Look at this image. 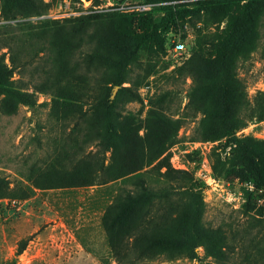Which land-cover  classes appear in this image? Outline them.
I'll list each match as a JSON object with an SVG mask.
<instances>
[{
  "label": "trees",
  "instance_id": "obj_1",
  "mask_svg": "<svg viewBox=\"0 0 264 264\" xmlns=\"http://www.w3.org/2000/svg\"><path fill=\"white\" fill-rule=\"evenodd\" d=\"M156 1L171 0H144L143 3ZM189 6L195 9L191 13L198 18L203 12L205 21L221 22L233 10L227 28L211 39L202 37L203 42H197L189 59L174 71L176 76L190 79V105L202 115L194 140L217 141L228 137V142L235 146L228 162L229 171L240 180L249 179L260 186L264 184V143L238 139L235 134L252 121L264 120V93H258L251 105L236 75V65L257 45L258 20L264 14V0H196ZM48 7L42 0H0V13L5 20L40 16ZM180 8L158 7L167 19L152 28L151 21H137L139 35L130 28L137 19L125 15L110 16V23L104 29L98 27L105 17L102 14L66 21L54 30L47 42L52 55L45 82L31 89L21 80L25 64L15 65L8 44L21 37L11 38L0 33V42H3L0 49L7 50L0 53V112L12 115L17 106L32 111L42 106L37 103L36 93L47 91L53 96L56 119L73 121L60 141V152L54 160L59 165L49 163L50 172H33V188H55L59 185L54 184L68 183L85 187L120 181L116 195L103 209L101 217L108 254L115 264L169 262L182 256L195 259V249L199 246L217 264H233L229 233L222 227L210 229L202 224L199 193L185 189L187 175L171 170L167 158L162 157L181 125L180 120H172L163 113V104L169 95L162 93L149 100L143 137L138 135L142 128L140 119L124 113L127 104L142 102L138 90L153 74V69L148 67L142 74L130 77L127 67L137 63L145 38L151 36L163 51L165 39L157 33V27L166 32L170 25H176L189 14L187 10L182 15ZM145 14L148 16L150 12ZM10 27L0 25V29ZM20 31H25L22 36L34 41V52L45 47L44 30L34 33L27 27ZM183 39L181 36L180 40ZM89 42L94 43L91 50L77 51L81 43ZM6 56L9 65L5 63ZM114 87L118 89L111 98ZM82 104L86 105L85 109ZM85 148H96V152L84 153ZM106 153L109 158L105 165ZM159 159L156 165L146 169ZM219 165L217 160L214 172L219 170ZM153 172L161 180L151 178L149 175ZM62 174H68V180L63 178L67 183L54 181ZM10 196L27 198V195L11 194L7 182L0 177V199ZM26 242L19 241L16 255L23 252ZM252 263L264 264V248Z\"/></svg>",
  "mask_w": 264,
  "mask_h": 264
},
{
  "label": "rangeland",
  "instance_id": "obj_2",
  "mask_svg": "<svg viewBox=\"0 0 264 264\" xmlns=\"http://www.w3.org/2000/svg\"><path fill=\"white\" fill-rule=\"evenodd\" d=\"M42 1L49 7L40 16L5 20L0 13V25L11 26L0 29V33L11 38L21 37L18 41L6 43L11 47L10 54L15 65L25 64L21 80L28 89L45 82L52 55L47 42L54 30L68 20L102 14L105 17L98 27L104 29L110 23L109 17L114 14L135 17L137 20L132 24L135 29L130 28L135 35H139L141 30L135 26L137 21H151L152 28L167 19L166 13L158 7L182 6V15L189 10V14L174 25L176 27L170 25L166 32L157 27V33L165 39L163 51L151 36L144 39L146 44L139 51L137 63L127 67L128 74L135 77L149 68L153 69V74L138 90L142 102L127 104L124 113L140 119L142 128L138 135L143 137L149 100L162 93L169 95L163 104V113L172 120H180L181 125L162 157L167 158L171 170L187 175L189 181L184 182L185 189L199 193L203 205L202 224L210 229L222 227L229 233V242L233 247L231 263L253 264L252 261L256 257L258 259L264 248V184L257 186L249 179L240 180L229 171L228 162L235 146L233 142H228V137L217 141L194 140L202 115L190 105V79H182L174 73L189 59L197 42H203L202 37L211 39L227 28L233 18V10L223 21L217 22L205 21L203 12L199 13V18L191 13L195 9L189 5L196 0L156 1L152 4H144V0ZM147 12L150 14L145 16ZM23 23L28 25H19ZM27 27L34 33L41 30L46 33L42 50L34 52V41L22 36L26 32H21L20 28ZM257 31L256 47L245 58H240L236 65V75L245 87L251 105L258 93H264V14L258 20ZM146 34L148 36L149 32ZM181 36H184L183 41ZM178 41L183 44L184 50L174 53L172 45ZM93 45L91 42L81 43L77 51L91 50ZM5 52L6 48L0 49V53ZM5 63L9 65L8 56ZM18 77L14 75V79ZM113 89L111 98L118 88L114 94ZM36 97L37 103L42 106L32 111L17 106L12 115L0 112V177L7 182L11 194L27 195L26 199L11 196L0 199V264H115L108 254L101 217L103 209L116 195L119 180L85 187L76 183L54 184L59 186L43 189L32 186L35 182L33 172H50L49 163L56 167L59 165L54 160L60 152V141L73 124L70 119H56L51 92H37ZM85 108L86 105L82 104V109ZM235 137L264 143V120L250 122L236 132ZM88 152L94 154L96 148H85L84 153ZM108 158L109 153H106L105 165ZM160 159L146 169L156 165ZM217 160L219 170L214 172ZM206 170L211 172L210 179L205 175ZM149 176L161 180L154 172ZM67 177L68 174H62L54 181L67 183ZM24 239L27 240L26 247L16 255L18 243ZM195 253V259L182 256L169 262L158 260L147 264H217L202 246L197 247Z\"/></svg>",
  "mask_w": 264,
  "mask_h": 264
},
{
  "label": "built area",
  "instance_id": "obj_3",
  "mask_svg": "<svg viewBox=\"0 0 264 264\" xmlns=\"http://www.w3.org/2000/svg\"><path fill=\"white\" fill-rule=\"evenodd\" d=\"M183 50H184V46L180 41H178L172 45V51L174 53H180V52H183ZM205 175L209 176V179H210V176H211L210 170H206Z\"/></svg>",
  "mask_w": 264,
  "mask_h": 264
},
{
  "label": "water",
  "instance_id": "obj_4",
  "mask_svg": "<svg viewBox=\"0 0 264 264\" xmlns=\"http://www.w3.org/2000/svg\"><path fill=\"white\" fill-rule=\"evenodd\" d=\"M117 89V87H115L114 89H113V94L115 93V90ZM112 97V96H111Z\"/></svg>",
  "mask_w": 264,
  "mask_h": 264
}]
</instances>
